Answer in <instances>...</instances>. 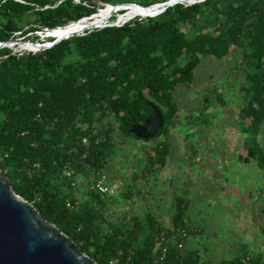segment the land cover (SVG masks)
<instances>
[{"label": "trees", "instance_id": "16d2710c", "mask_svg": "<svg viewBox=\"0 0 264 264\" xmlns=\"http://www.w3.org/2000/svg\"><path fill=\"white\" fill-rule=\"evenodd\" d=\"M164 1L0 0V42L32 39L30 33L42 42L38 31L79 27L89 18L102 24L117 13L108 8L112 6L102 15L82 19L97 12L100 2L150 6ZM129 9L125 16L146 12L138 6ZM152 15L92 29L50 49L11 55L0 63L1 168L18 194L100 264H264V247L256 242L239 241L230 256L219 260L209 256V248L195 245V237L205 234L195 219L197 193L189 191L188 197L184 181L181 187H168L173 177L166 175H174L170 162L177 135L183 140L180 177L190 173L194 185L202 160L227 156L237 137L243 144L234 155L245 164L256 162L264 171V0L179 3ZM226 61L231 68L223 67ZM210 62H216L227 79L220 96H210L204 83L202 68ZM192 90L198 107L187 97ZM236 95L241 101L237 109L229 100ZM183 98L190 107L186 117L181 115ZM213 107H220L215 114L218 129L221 121L230 122L222 127L226 138L220 153L206 145L204 136L195 146L190 140L196 137L183 136L184 130L194 133L214 124L206 117L197 127V112ZM155 111L161 113L163 127L154 138L145 139L147 147L134 150V142L143 138L132 128L146 124ZM186 119L191 128L182 125ZM85 138L90 142L84 143ZM112 159L118 162L111 164ZM111 166L110 182L122 180L119 192L104 195L86 187L81 193L75 176L89 171L98 178ZM68 169L73 177L67 176ZM78 195L79 206L69 207L68 201L77 206ZM184 229L189 235L181 247L178 233ZM163 233L164 245L156 250ZM164 248L167 255L162 259Z\"/></svg>", "mask_w": 264, "mask_h": 264}, {"label": "rangeland", "instance_id": "374dc122", "mask_svg": "<svg viewBox=\"0 0 264 264\" xmlns=\"http://www.w3.org/2000/svg\"><path fill=\"white\" fill-rule=\"evenodd\" d=\"M61 1L62 0H59V2ZM152 1L154 0H142L143 3ZM77 3H79V0H77ZM107 5L108 4H106V2H100L98 4V8L107 7ZM116 16L117 15L115 13L114 17ZM53 31L54 30H52L51 32ZM30 34H32V39L18 38L17 40H33L34 34ZM37 34H40L44 38V36L47 35V31H41ZM232 48L233 51H235L236 48L234 46ZM223 67L227 69L231 68L232 66L228 61H226ZM202 69L203 71H206V74L204 75V77H206V80H204V83H207V88L209 89V93L211 94L210 96H214V94L215 96H220L221 93L219 92L222 91V87L227 84L226 76L224 75V73L219 72L216 62H210L208 65L205 64ZM230 75L233 76V74L231 73ZM231 82L232 81L230 80V83ZM198 89L200 88H195L194 90L198 92ZM195 95H197V93L192 90L188 93L187 97H189L190 99L192 98L190 100V103L194 107H198V101L196 99H193L196 98ZM229 100L231 101V103H233L232 106H234L235 109L241 107V101L237 95L232 98L229 97ZM181 102L182 106L180 107H182L181 110H183L184 114L182 113V111L180 112L182 113L181 115L183 117H186V113H189L190 107L186 105L188 101H186L184 98L181 100ZM219 108L220 107H213L209 108L208 110H198L199 112L197 113H200V116H198L200 120H198L199 124L197 127L201 125L203 118L206 121V117L210 119V124L212 121L214 122V124L210 126L203 125V129H201L200 131L198 129H193L194 133H188L186 130H184L183 136L190 134L191 137L197 138L195 139V141H193V138H191V146L197 145V142H199L200 139H202L204 136V138L206 139V145H212V148L217 149L216 152L224 149L225 142L223 139H225L226 137L222 127H224V125L228 126L230 122L225 123L221 121V126L219 129L218 126H215V119L217 118L215 116L218 115L216 111ZM224 111H226V109ZM182 125L189 128L192 127L191 123H189V119L184 120ZM179 126H181L180 122ZM177 136L179 138L178 141L180 142L177 141V144L174 147L173 151L175 153V157L174 155H172L170 162L174 168V170L172 168L174 175L170 172H166V175L168 176V178L173 177V180H169L168 187H170L171 185L175 188L181 187V181H184V183H186L184 184V192L188 195V197H190V195L188 194L189 191L193 192L195 190L194 192L197 193L199 209L198 212L197 207L194 209L197 212V214L195 215V219L198 220L199 224H201V228H205V234L195 237V245H201L202 248L204 246L209 248V250H211L210 252H212L211 254H209V256H213L214 254V259L216 260H219L221 257L230 256L231 250L235 248L236 243L239 241H248L250 245L251 243L256 242V245L264 247V171L261 170L260 166L256 162L245 164L242 163L241 160L234 155L236 148L240 147L243 144L241 139L237 137L235 140V144L230 145V149L226 150L228 154L227 156H221L220 154H218L217 158L212 157V155L211 159L204 158V160H202V162L200 163V166L197 167L200 179L194 185V181H192L194 177L190 173H187L186 175L180 177L179 171L182 169L184 157L179 153V144L182 145L181 142L183 140L182 137H180L179 135ZM155 142L156 141H152L149 144L152 145ZM147 146L148 141H146L145 139H139L138 141L134 142L132 148L138 151V149H140L141 147L145 148ZM137 155L139 157L141 156L140 153H137ZM193 159L200 160L195 156L193 157ZM114 162L117 163V159H112L111 164H115ZM105 170L107 174L114 175L113 166L109 167L108 169L106 168ZM96 177V173H90L89 171L85 174H79L78 177L75 176V178H78L77 180L79 182H77L80 183L79 185L81 186V193L85 191L86 187L88 189L93 188L94 179ZM111 182L110 184L113 185L115 190L119 192L122 187V180L118 179L113 183ZM192 192L189 193L191 194ZM195 193H193L192 195L194 199L196 198ZM117 196H119V194ZM122 206H126L127 208H129L131 207V204L123 202ZM140 206L141 202L137 207ZM166 215L169 216L170 214L167 213Z\"/></svg>", "mask_w": 264, "mask_h": 264}, {"label": "water", "instance_id": "95a60500", "mask_svg": "<svg viewBox=\"0 0 264 264\" xmlns=\"http://www.w3.org/2000/svg\"><path fill=\"white\" fill-rule=\"evenodd\" d=\"M186 1L192 0H168L147 7L137 3L131 5L145 9L154 16L178 2ZM73 34L58 36L51 45ZM40 47L42 45H36V48ZM163 121L161 113L155 111L146 124L134 126L132 132L143 139L154 138L163 127ZM0 264L100 263L86 254L56 224L48 221L33 202L18 194L13 181L0 164Z\"/></svg>", "mask_w": 264, "mask_h": 264}, {"label": "built area", "instance_id": "2783aa9c", "mask_svg": "<svg viewBox=\"0 0 264 264\" xmlns=\"http://www.w3.org/2000/svg\"><path fill=\"white\" fill-rule=\"evenodd\" d=\"M191 3L192 2H187V4H191ZM43 31L45 32V30H43ZM46 31H47V35L44 36V38L39 34L43 38L42 39L43 41H45V39L48 38L49 35H54L53 33L56 30L51 32L50 29H46ZM38 32H41V31H38ZM19 34L21 35V33H17L18 36H19ZM84 34H86L85 31H83L82 33H78V35H84ZM18 38L22 39V37H18ZM17 39L6 41V42H0V51L5 50V49H10L11 50L10 53H2L0 55V63L4 59H7L11 55L24 56V54L36 53L38 51H41V50H44V49H47V48L50 49L53 46V45H51V43L43 42V41L41 42L39 40H36V41H34V40L18 41ZM29 42H32V44H35V45H42V47L35 48L34 50L22 47V46H24V44H28ZM83 141H84V143H89L90 142V140L88 138H85ZM66 174L70 178V177H73L75 173H74L73 170L68 169L66 171ZM109 182H110V176L107 173L103 172L100 175V177L94 179L93 188H95L98 192H100L101 194H104V195H108V194L110 195V194L116 193L117 191L115 190L114 186L111 185ZM73 185L75 187H78L77 182H75V181H73ZM80 198H81V196L78 195L77 206L72 201H68V206L71 207V208L78 207L79 203H80ZM188 235H189V233L185 229L178 233V236H180L182 238V241L179 242L181 247L183 246V241L188 237ZM165 240H166V237H165V235L163 233L156 241V250H160V248L162 249V247L164 245L163 241H165ZM166 255H167V248H164L162 259H164Z\"/></svg>", "mask_w": 264, "mask_h": 264}, {"label": "bare ground", "instance_id": "6f19581e", "mask_svg": "<svg viewBox=\"0 0 264 264\" xmlns=\"http://www.w3.org/2000/svg\"><path fill=\"white\" fill-rule=\"evenodd\" d=\"M108 6H111V5H108ZM107 6V7H108ZM133 5H129V6H127L128 8V10H127V12L124 14V15H122L121 17H120V19H121V21H125V20H127V21H129V20H131L132 18H134L135 16H147V15H152L153 13H149V11H147L146 10V12H144V13H139V14H136V15H134V16H125V15H127L129 12H130V10L131 9H129V8H131ZM134 6H136V5H134ZM107 7H105V9H103L101 12H103V11H105L106 9H107ZM126 6H124V7H122V8H125ZM111 11H113V10H115V11H117V13L119 12V10L120 9H122V8H116L115 9V7L114 8H111V7H108ZM142 9V8H141ZM145 10V9H144ZM101 12H99V13H97V14H99V15H102L103 13H101ZM96 14V15H97ZM111 16H113L114 15V12L112 13V14H110ZM109 20V22L111 21V19H108ZM80 21V20H79ZM126 21V22H127ZM108 23V21H105L104 23H102V24H98V22H96L93 18H89V19H86V20H84L80 25H79V27H76V26H73V25H64L63 27H61V28H59V29H57L56 31H54V35H51V37H58V36H62V35H69V34H71L72 32H75V31H77L78 30V28H82L81 30L82 31H79V32H77V33H74V34H78V33H82L83 31H86L87 29H89V28H96V27H99V26H101V25H105V24H107ZM84 28V29H83ZM86 28V29H85ZM35 44H32V42H29L28 44H24V46H22L23 48H28V49H32L31 48V46H34ZM35 48H33L32 50H34Z\"/></svg>", "mask_w": 264, "mask_h": 264}, {"label": "clouds", "instance_id": "9594fccd", "mask_svg": "<svg viewBox=\"0 0 264 264\" xmlns=\"http://www.w3.org/2000/svg\"><path fill=\"white\" fill-rule=\"evenodd\" d=\"M23 1V0H22ZM200 1H205V0H192V1H186V2H183V4H186V5H192V4H196V3H198V2H200ZM75 2H77V0H75ZM81 2V0H79V3ZM164 2H166V1H164ZM168 2V1H167ZM187 2H192L191 4H187ZM160 3H163V2H160ZM179 3H182V2H178L177 4H179ZM106 4H108V5H111L112 7H118V8H122V7H124V6H129V5H131V4H133V3H128V2H126V3H118V4H112V3H107L106 2ZM138 4V3H137ZM156 4H158V3H156ZM107 5V6H108ZM153 5H155V4H153ZM143 6V5H142ZM145 7H147V6H145ZM103 9H105V7H100L99 9H98V11L97 12H95V13H93L92 15H89V16H86V17H83L82 19H84V18H87V17H93V16H95L97 13H99V12H101ZM126 11H127V9H124V8H122V10H120L118 13H116V17H114V15L113 16H111L112 18H111V21L109 22V20H108V23L107 24H105V25H101V26H99V27H96V28H89V29H87L85 32H87V31H90V30H92V29H99V28H104V27H107V26H121V25H123V24H125L126 23V21L127 20H125V21H121V19H120V17L122 16V15H124L125 13H126ZM165 11V10H164ZM164 11H162V12H164ZM162 12H160V13H162ZM160 13H158V14H160ZM157 14V15H158ZM154 16H156V15H154ZM154 16H149V17H154ZM135 17H143V18H147L146 16H135ZM134 17V18H135ZM114 18V19H113ZM116 18V19H115ZM82 19H80V20H82ZM79 21V20H78ZM72 22H76V21H72ZM128 22V21H127ZM61 28V27H60ZM59 29V28H58ZM54 30H57V29H54ZM52 31V30H51ZM74 35H78V34H73V36ZM49 38H51V39H53L52 41H48V43H51V42H53L57 37H51V35L48 37V39ZM66 38H68V37H66ZM53 47V46H52Z\"/></svg>", "mask_w": 264, "mask_h": 264}]
</instances>
